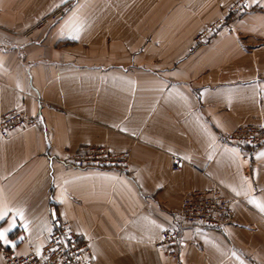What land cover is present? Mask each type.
Wrapping results in <instances>:
<instances>
[{"label":"crops","instance_id":"obj_1","mask_svg":"<svg viewBox=\"0 0 264 264\" xmlns=\"http://www.w3.org/2000/svg\"><path fill=\"white\" fill-rule=\"evenodd\" d=\"M66 2L0 0V114L39 122L0 135V264L40 250L55 215L92 264H264V145L223 140L264 123V0H78L53 18ZM88 144L130 150L129 166L74 167ZM214 186L234 220L186 226L167 256L185 195Z\"/></svg>","mask_w":264,"mask_h":264},{"label":"built area","instance_id":"obj_2","mask_svg":"<svg viewBox=\"0 0 264 264\" xmlns=\"http://www.w3.org/2000/svg\"><path fill=\"white\" fill-rule=\"evenodd\" d=\"M78 0H67L65 6L58 9L53 18L60 17ZM47 20L40 23L44 24ZM203 35V34H202ZM202 35H200L202 37ZM38 119L28 116L23 109H14L0 114V135L9 139L17 133L35 127ZM227 143L238 144L248 148L252 155L256 148L264 145V123L251 122L239 125L224 135ZM131 160V151H117L106 144H88L78 148L71 156L70 163L80 169L118 168L126 169ZM185 162L174 156L173 167L179 169ZM204 172V170L199 169ZM235 200L214 186L205 190H194L185 195L174 225L167 227L156 247L169 257L179 255L180 234L186 226H203L207 228H224L235 217ZM54 229L47 235L40 250L18 253L13 249H4L7 264H92L94 261L90 242L76 232L68 222L58 215L54 216Z\"/></svg>","mask_w":264,"mask_h":264},{"label":"rangeland","instance_id":"obj_3","mask_svg":"<svg viewBox=\"0 0 264 264\" xmlns=\"http://www.w3.org/2000/svg\"><path fill=\"white\" fill-rule=\"evenodd\" d=\"M242 10L241 6L238 5V7L235 8V6H231L230 9L228 10V14H233L235 13L236 11H240ZM203 34V35H202ZM209 34H210V31L209 30H205L203 32H200L198 33L195 38H194V41H195V44H199L201 42H204L206 39L209 38ZM202 35V37L200 36Z\"/></svg>","mask_w":264,"mask_h":264},{"label":"snow or ice","instance_id":"obj_4","mask_svg":"<svg viewBox=\"0 0 264 264\" xmlns=\"http://www.w3.org/2000/svg\"><path fill=\"white\" fill-rule=\"evenodd\" d=\"M8 213L7 212H4L2 215H0V219H3L4 216H6ZM8 230L5 229L3 231H0V239H4L5 237V233L7 232Z\"/></svg>","mask_w":264,"mask_h":264}]
</instances>
